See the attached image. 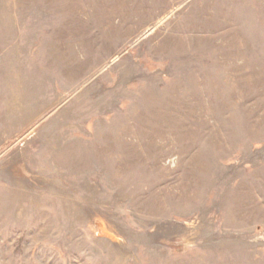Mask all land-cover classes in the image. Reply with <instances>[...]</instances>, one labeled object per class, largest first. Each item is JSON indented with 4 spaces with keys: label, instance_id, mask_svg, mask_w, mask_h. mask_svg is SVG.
I'll return each mask as SVG.
<instances>
[{
    "label": "rangeland",
    "instance_id": "obj_1",
    "mask_svg": "<svg viewBox=\"0 0 264 264\" xmlns=\"http://www.w3.org/2000/svg\"><path fill=\"white\" fill-rule=\"evenodd\" d=\"M0 264H264V0H0Z\"/></svg>",
    "mask_w": 264,
    "mask_h": 264
}]
</instances>
